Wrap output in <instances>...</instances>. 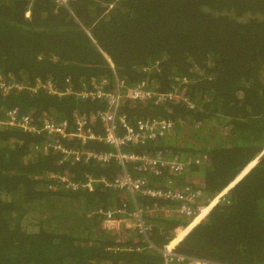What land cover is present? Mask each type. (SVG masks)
I'll use <instances>...</instances> for the list:
<instances>
[{"label":"trees","instance_id":"obj_1","mask_svg":"<svg viewBox=\"0 0 264 264\" xmlns=\"http://www.w3.org/2000/svg\"><path fill=\"white\" fill-rule=\"evenodd\" d=\"M70 8L74 15L50 0H0V79L33 84L50 78L64 88L69 78L81 89L104 77L112 89L113 71L100 48L127 86L146 80L166 90L189 77L184 92L196 102L192 110L173 103L121 106L131 121L161 116L178 124L175 135L130 149H161L187 160L207 155L202 167L192 164L182 178L167 170L150 176L151 184L161 187L168 179L179 187L188 178L202 179L205 196L225 195L186 232L178 251L227 264H264V0H76ZM14 108L36 124L46 116L72 123L76 113L97 115L103 103L0 88V118ZM213 122L226 126V133L209 127ZM45 138L0 127V264H164L156 248L101 228L98 212L87 217L127 200L123 191L100 182L92 190L67 189L49 176L69 172L80 182L88 175L111 179L121 173L120 165L60 163V155L36 149ZM86 146L109 149L96 141ZM151 223V241L162 248L188 226L187 219L169 213ZM123 244L131 249L114 247Z\"/></svg>","mask_w":264,"mask_h":264},{"label":"built area","instance_id":"obj_2","mask_svg":"<svg viewBox=\"0 0 264 264\" xmlns=\"http://www.w3.org/2000/svg\"><path fill=\"white\" fill-rule=\"evenodd\" d=\"M57 6L65 7L72 12L70 5L76 0H50ZM111 4L108 10L112 7ZM107 12V11H106ZM30 15V11L26 12ZM89 36L96 42L91 31L86 29ZM100 48V47H99ZM102 55L110 64L115 80L112 89L107 88L108 79L92 78L90 86L85 85L81 89H75L69 78L66 79V86L59 88L55 82L48 79H36L35 83L6 82L0 79V88L3 92L11 90L28 89L32 93L45 90L49 94L64 96L75 94L78 97L91 101H101L103 108L92 118H86L80 114H74L73 122L68 119L57 120L53 116L44 117L41 124H36L30 114H22L17 108L6 112L4 118H0V127L19 128L25 132L44 134L43 143L36 149L44 153L60 155V163L69 161L72 164H95L106 166L117 162L121 167V173L111 179L106 177L95 178L88 175L85 180L75 181L72 175L64 173H50L51 178L62 181L63 187L67 189L88 188L93 189L96 182L102 183L115 191H123L128 199L108 209H100L90 212L87 217H92L98 212L101 217L100 227L109 233H125L144 245L156 248L164 255V264H227L215 262L202 257L190 256L177 250V244L193 227L204 221L212 209L225 201L224 193L218 196H205L202 179L188 178L190 182L182 187L176 185L177 181L168 179L165 187L153 185L150 176H156L167 170L176 174L179 178L186 174V169L193 165L202 167L207 160V155L183 159L180 155H171L168 151L155 149L152 152H137L133 149L139 146L160 141L175 135L177 122L169 117H148L137 120H130L126 114L121 113V106L127 102H139L153 106H165L170 103L179 104L187 109H194L196 102L184 91L191 82L189 77L180 78L169 89L159 90L153 82L140 80L131 86H127L123 78L119 77L111 57L100 48ZM157 66V63L154 67ZM146 70L150 68L146 67ZM101 126V131L95 126ZM185 130L190 129L188 125ZM209 127H216L221 133H226V126H218L215 122ZM75 141V142H73ZM90 141L104 144L109 149L96 150L86 145ZM133 149H130V148ZM181 159V160H180ZM187 160V161H186ZM186 161V162H185ZM186 168V169H185ZM246 170V168H244ZM186 182V178H185ZM234 185V181L230 187ZM121 194V193H119ZM139 199H154L161 206L153 207L140 204ZM164 200V201H162ZM169 213L172 216H180L187 219L188 226L180 233H175L168 247H155L151 241L153 225L151 219L159 213ZM116 250H129L131 247L126 244L114 246ZM141 250L142 246L136 247Z\"/></svg>","mask_w":264,"mask_h":264},{"label":"clouds","instance_id":"obj_3","mask_svg":"<svg viewBox=\"0 0 264 264\" xmlns=\"http://www.w3.org/2000/svg\"><path fill=\"white\" fill-rule=\"evenodd\" d=\"M251 166H252V163L248 164V165L245 167L246 170L243 169V171H242V172L236 177V179H237L239 176H241L243 173H245V172H246ZM68 173H69V172H68ZM237 180H238V179H237ZM237 180H236V181H237ZM236 181H235V182H236ZM144 200H148V199H144ZM144 200L142 199V201H143L142 203L145 204V205H147V204L144 202ZM152 200H153V201H152L149 205H147V206L153 207V206H155V205H158L156 200H154V199H152ZM156 217H157V216H156ZM156 217H155V218H156ZM174 235H175V234H174Z\"/></svg>","mask_w":264,"mask_h":264},{"label":"rangeland","instance_id":"obj_4","mask_svg":"<svg viewBox=\"0 0 264 264\" xmlns=\"http://www.w3.org/2000/svg\"><path fill=\"white\" fill-rule=\"evenodd\" d=\"M30 217H31V215H30ZM29 225H30V226L28 227V228H29V230H32V227H31L32 225H31V224H29Z\"/></svg>","mask_w":264,"mask_h":264}]
</instances>
